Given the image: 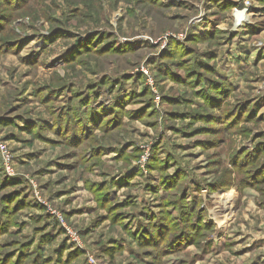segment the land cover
I'll return each mask as SVG.
<instances>
[{
  "label": "rangeland",
  "instance_id": "obj_1",
  "mask_svg": "<svg viewBox=\"0 0 264 264\" xmlns=\"http://www.w3.org/2000/svg\"><path fill=\"white\" fill-rule=\"evenodd\" d=\"M0 264H264V0H0Z\"/></svg>",
  "mask_w": 264,
  "mask_h": 264
},
{
  "label": "built area",
  "instance_id": "obj_2",
  "mask_svg": "<svg viewBox=\"0 0 264 264\" xmlns=\"http://www.w3.org/2000/svg\"><path fill=\"white\" fill-rule=\"evenodd\" d=\"M6 167H7V168H6L7 171H10V170H11V167L9 166L8 163H6Z\"/></svg>",
  "mask_w": 264,
  "mask_h": 264
},
{
  "label": "bare ground",
  "instance_id": "obj_3",
  "mask_svg": "<svg viewBox=\"0 0 264 264\" xmlns=\"http://www.w3.org/2000/svg\"><path fill=\"white\" fill-rule=\"evenodd\" d=\"M220 212V211H219Z\"/></svg>",
  "mask_w": 264,
  "mask_h": 264
}]
</instances>
